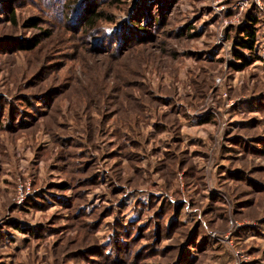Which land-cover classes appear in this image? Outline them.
I'll return each instance as SVG.
<instances>
[{"label":"rangeland","instance_id":"1","mask_svg":"<svg viewBox=\"0 0 264 264\" xmlns=\"http://www.w3.org/2000/svg\"><path fill=\"white\" fill-rule=\"evenodd\" d=\"M82 2L0 0V264H264V0Z\"/></svg>","mask_w":264,"mask_h":264},{"label":"trees","instance_id":"2","mask_svg":"<svg viewBox=\"0 0 264 264\" xmlns=\"http://www.w3.org/2000/svg\"><path fill=\"white\" fill-rule=\"evenodd\" d=\"M82 1L83 0H81V3H83ZM85 15L87 17L85 24L89 28H94L99 21L104 19V15L102 14V12L97 11V9H94L92 6L86 9ZM11 19L14 22L16 21L15 16ZM258 23H259V18L254 13L251 12L247 14L244 24L238 29L240 36L237 37V40H235L236 42L234 43V56L236 62L239 60L242 61L240 64L237 63L235 64L237 67H239V69L245 67L250 63V56L246 55L245 51H249V53H253L255 52L258 43L259 44L261 43L259 31L257 27ZM37 26H38V19L36 18L31 19L26 23V27L34 28ZM138 31L146 33L141 28ZM45 35L49 36L50 33L45 32ZM40 43L41 40L38 38L35 40H28L25 42H21L19 43V47H20L19 50H24V51L34 50Z\"/></svg>","mask_w":264,"mask_h":264}]
</instances>
